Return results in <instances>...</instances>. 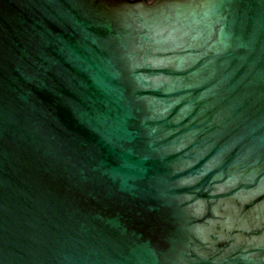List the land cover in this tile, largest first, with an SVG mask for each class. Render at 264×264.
Listing matches in <instances>:
<instances>
[{"label":"water","instance_id":"water-1","mask_svg":"<svg viewBox=\"0 0 264 264\" xmlns=\"http://www.w3.org/2000/svg\"><path fill=\"white\" fill-rule=\"evenodd\" d=\"M0 264H264V0H0Z\"/></svg>","mask_w":264,"mask_h":264},{"label":"flooded vegetation","instance_id":"flooded-vegetation-1","mask_svg":"<svg viewBox=\"0 0 264 264\" xmlns=\"http://www.w3.org/2000/svg\"><path fill=\"white\" fill-rule=\"evenodd\" d=\"M148 1H152V0H148Z\"/></svg>","mask_w":264,"mask_h":264}]
</instances>
